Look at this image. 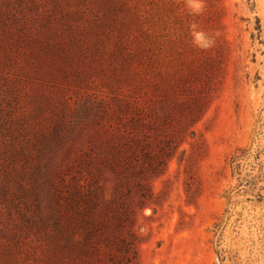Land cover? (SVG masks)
<instances>
[{
	"label": "rangeland",
	"instance_id": "374dc122",
	"mask_svg": "<svg viewBox=\"0 0 264 264\" xmlns=\"http://www.w3.org/2000/svg\"><path fill=\"white\" fill-rule=\"evenodd\" d=\"M106 16L143 66L103 61L53 96L76 111L64 145L25 165L28 193L0 197V264H264V0H116ZM54 170L86 210L57 198Z\"/></svg>",
	"mask_w": 264,
	"mask_h": 264
},
{
	"label": "trees",
	"instance_id": "16d2710c",
	"mask_svg": "<svg viewBox=\"0 0 264 264\" xmlns=\"http://www.w3.org/2000/svg\"><path fill=\"white\" fill-rule=\"evenodd\" d=\"M47 3H51L48 8L44 6ZM84 3L86 9L102 14L105 22L98 28L108 31L106 34L99 33L96 26L83 20L78 6L73 11L71 7L65 10L66 0H47L42 9L40 0H0V87H5L7 95L3 99L5 103L0 105V197L3 201L8 196L10 202L16 200L15 194L10 192L14 187L19 190V196L28 193L26 184H21L20 180L25 175V165H41L44 154L52 156L53 149L64 145L63 132L68 131L67 124L72 122L76 108L68 104L70 97L56 99L54 95L89 80L93 71L101 72L107 67L112 72L117 68L124 73L133 69L140 72L143 66L141 57L123 45V38H119L110 24L113 21L106 16L115 8L116 0ZM96 100L93 103H97ZM132 104L138 105V101L135 99ZM107 131L103 129L101 134ZM82 156L85 153L74 160L75 168H80ZM17 164L20 172L14 167ZM89 164L87 160L86 167ZM43 166H47L44 175L48 178L53 170L51 164L45 162ZM54 173L57 183L49 186L57 198L67 208L84 211V206H76L68 193L64 176L58 171ZM69 180L76 181L75 176ZM73 189L76 195L81 194L84 185ZM59 219L64 226L68 225L67 214ZM54 225L57 224L54 222ZM0 257L8 258V253L1 248Z\"/></svg>",
	"mask_w": 264,
	"mask_h": 264
}]
</instances>
